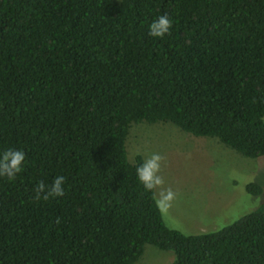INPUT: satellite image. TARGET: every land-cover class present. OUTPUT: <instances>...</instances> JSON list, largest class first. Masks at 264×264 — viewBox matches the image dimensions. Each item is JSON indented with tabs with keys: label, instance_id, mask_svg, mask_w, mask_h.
I'll return each instance as SVG.
<instances>
[{
	"label": "trees",
	"instance_id": "1",
	"mask_svg": "<svg viewBox=\"0 0 264 264\" xmlns=\"http://www.w3.org/2000/svg\"><path fill=\"white\" fill-rule=\"evenodd\" d=\"M157 122L264 156V0H0V152L25 153L0 177V264H134L147 244L170 264H264V198L221 228L166 224L127 149ZM57 175L64 195L37 199Z\"/></svg>",
	"mask_w": 264,
	"mask_h": 264
},
{
	"label": "rangeland",
	"instance_id": "2",
	"mask_svg": "<svg viewBox=\"0 0 264 264\" xmlns=\"http://www.w3.org/2000/svg\"><path fill=\"white\" fill-rule=\"evenodd\" d=\"M130 159L158 155L156 198L166 224L199 233L229 224L256 209L264 195L247 184L264 187V156L250 158L216 138L198 137L172 123H134L127 138ZM172 250L147 244L134 264H170Z\"/></svg>",
	"mask_w": 264,
	"mask_h": 264
},
{
	"label": "clouds",
	"instance_id": "3",
	"mask_svg": "<svg viewBox=\"0 0 264 264\" xmlns=\"http://www.w3.org/2000/svg\"><path fill=\"white\" fill-rule=\"evenodd\" d=\"M172 21L165 14L154 19L148 26V34L154 39H160L170 33ZM160 159L158 155L153 154L136 169V175L140 183L146 191L153 190L157 185L161 184L160 178L156 175L158 170L157 161ZM25 161V153L19 149L8 148L0 152V177H7L14 180L19 174ZM65 177L57 175L50 185L43 182L36 187V198L39 199L43 194V199L50 197H60L64 195Z\"/></svg>",
	"mask_w": 264,
	"mask_h": 264
}]
</instances>
